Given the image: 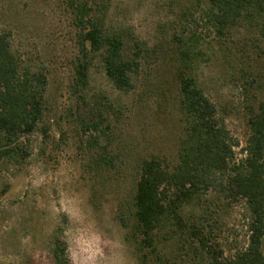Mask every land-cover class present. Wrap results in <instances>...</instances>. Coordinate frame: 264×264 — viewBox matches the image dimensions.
Masks as SVG:
<instances>
[{
    "label": "rangeland",
    "instance_id": "obj_1",
    "mask_svg": "<svg viewBox=\"0 0 264 264\" xmlns=\"http://www.w3.org/2000/svg\"><path fill=\"white\" fill-rule=\"evenodd\" d=\"M77 2L0 0V32L10 33L21 59L46 77L37 128L0 148V264H53L50 249L57 235L72 264H157L158 258L175 264L180 250L168 234L157 238L156 254L138 251L129 202L143 159L177 160L183 122L171 37L181 13L192 10L199 17L204 2L107 1L106 26L131 33L147 49L129 92L112 86L94 56L87 86L73 89L80 56ZM195 30L200 54L190 71L243 146L246 106L264 97L263 43L258 46L253 33L237 29L224 38L203 27ZM94 121H101V132L90 128ZM9 148L14 151L1 153ZM207 200L208 222L226 254L244 247L243 206H220L216 193ZM184 210L196 217L203 211L190 205Z\"/></svg>",
    "mask_w": 264,
    "mask_h": 264
},
{
    "label": "trees",
    "instance_id": "obj_2",
    "mask_svg": "<svg viewBox=\"0 0 264 264\" xmlns=\"http://www.w3.org/2000/svg\"><path fill=\"white\" fill-rule=\"evenodd\" d=\"M107 1L74 3L80 44V56L74 62L75 91L88 84L91 56L99 58L114 88L129 92L135 87L134 76L147 49L131 33L106 26ZM195 1L198 5L204 2L201 15L183 11L179 29L171 37L179 61L178 107L183 122L177 160L170 163L152 156L141 161L129 202L133 234L138 251L150 248L154 254L160 235L176 239L181 259L175 264H264V97L256 105L246 106L249 130L241 146L190 71L200 54L195 33L199 27L219 38L234 29L253 33L250 39L258 46L263 43L264 50V0ZM247 82L253 84L254 79L247 77ZM45 84L44 73L18 55L10 33L0 32V148L37 128L43 115ZM100 125L101 121H94L90 128L99 133ZM11 151L14 149L1 153ZM211 193L220 197V206L238 204L246 211L247 241L233 253L226 254L208 222L206 203ZM186 205L199 206L203 211L197 217L185 215ZM50 253L53 264H72L66 242L58 235ZM157 264H163L159 258Z\"/></svg>",
    "mask_w": 264,
    "mask_h": 264
}]
</instances>
